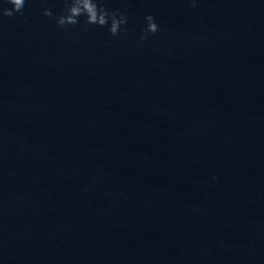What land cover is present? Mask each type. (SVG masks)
Instances as JSON below:
<instances>
[{
  "label": "clouds",
  "instance_id": "clouds-1",
  "mask_svg": "<svg viewBox=\"0 0 264 264\" xmlns=\"http://www.w3.org/2000/svg\"><path fill=\"white\" fill-rule=\"evenodd\" d=\"M27 0H6L12 5L11 8H0V18L12 17L17 13L22 14ZM65 6L62 12L55 17L56 24L61 28H68L80 23V17L85 18V24L107 27L111 35L120 33L121 26L127 23V15L123 12L109 11L100 5L97 0H64ZM193 5L195 0H192ZM43 15L52 17L50 8L43 9ZM146 27L141 33V40H146L148 34H155L159 31V25L151 14L145 16Z\"/></svg>",
  "mask_w": 264,
  "mask_h": 264
}]
</instances>
